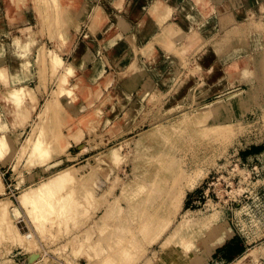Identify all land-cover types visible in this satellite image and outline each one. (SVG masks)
<instances>
[{
    "label": "rangeland",
    "instance_id": "obj_1",
    "mask_svg": "<svg viewBox=\"0 0 264 264\" xmlns=\"http://www.w3.org/2000/svg\"><path fill=\"white\" fill-rule=\"evenodd\" d=\"M43 1L44 0L41 2V4H43L40 8L43 16L42 19L46 20V22L49 20L54 21L53 18L56 16L57 20H60L61 22L60 25L55 24V29L58 27L65 28L66 25L67 30L72 29L71 27H74L76 23L73 21L76 22V16L78 14L74 8H70L72 4L64 9H54L56 14L53 15V11L47 7L50 4L52 5V3L56 4L57 1L52 2L51 0L50 2L49 0H46L47 2L49 1L50 4L44 1L45 4H48L47 7ZM115 1L116 0H96L93 2L94 6L101 7V10L104 13L103 15L107 17V20L103 26H100V22L98 21L95 23L96 26L93 24L92 30H90V32L91 36L96 37V43H98V45H95V42L90 40L88 47H91L95 53L99 52V47L103 48V57L102 59L100 57L99 58L102 61L105 60L107 63L106 70L103 72L106 77L98 81V86H92L90 89L85 88L87 89L88 93L84 99L88 97L87 100L83 99L84 101L70 109L66 106V104L63 106V110L70 112V122H73L77 118L78 113L86 112L99 102L100 97H105L108 95L110 97V102L105 106V108H112L111 111H108L110 114L106 113L107 111H105L99 115L100 121L95 119L94 122L96 123L93 124L95 130L94 135H89L86 129L80 125L77 128L76 135L68 137L67 141L69 144L66 145V147L69 150V154H61L55 157L53 162L64 159L63 163L59 164L58 166L55 165L42 167L44 164H42L41 161L39 163H36L37 161L35 163L33 162L34 164H25L27 163L26 153L21 155V157H15L16 155L14 150L19 147L15 140L13 141V144H16L12 145L11 147H17H14V149L12 148L13 152L10 154L8 153L9 156L8 154H5L9 158L6 156L4 157V161L7 163H5L6 165L4 166V170L6 171L3 172L2 168L0 169V174L6 189L5 197L11 200L13 204L18 203L20 196V190H8V184H14L16 181L13 174L14 169L20 170L21 173H23L24 178L22 183L20 181V184L22 187L21 189L25 190L27 189L28 185L37 186L42 181L47 180L52 172L56 171L62 165L64 166L72 164L75 168H77L76 170L78 173H82L88 169L89 163H93L96 159H98V162L105 163L106 165V169H104L105 171L99 174V177L103 179V182L100 184V187L96 189V192L97 194H100L101 191L106 189L107 193L102 197L100 202L96 201L95 204L86 211L82 210L81 212H75L73 209H71L69 211L70 218H67L68 220L65 219V223L62 221L63 223L61 222L58 224L60 226L57 228L55 227L57 226L55 215H53V213H50V215L49 213L46 214L44 212L45 208H43V212L41 211V213L46 214L44 215L45 219L47 220H49L47 217L48 215L49 218L52 216L54 217L55 222H52L53 218L51 219L52 226L49 225L50 222L45 221L44 219L45 225L41 224L43 228H40L39 222L37 223V221H35L36 216L33 214L31 219H33V216L35 217L33 224L36 226L38 225L39 230H42V237L39 230V232H37L40 236H36L37 232L35 233L34 230H37L38 227L34 229L35 226L34 228L32 227L33 224L30 222L31 219L28 218L30 216H28L27 211L28 209L30 211L32 208L23 207L26 209H18L17 212L14 213L16 216L13 217L12 215L10 222L14 223V225H16L23 234L28 232L32 234V236L35 235L34 237L38 239L33 238L34 242L30 245V247H28L29 245L27 244L28 242L26 239L21 237L16 239V237H14V240H11L13 236L9 235L12 234L10 232L7 233V235L10 236V240H7V237H9L7 235H4L7 237L3 238V228V230L0 231V233H2L0 234V264H16V260L14 261L13 258L14 254H16L14 255L15 258L21 256V254H23L24 258L28 255H31L33 257L32 261L29 263L25 262V264H89L87 260L88 258L86 257V259H84L83 256L86 252L87 255H91L94 259L102 261L105 258L102 256L98 257L97 253L101 250L102 246H111V242L110 244L108 243L109 241H98L97 243L92 242L93 240H98V238H100L102 235H108L111 232L112 225L110 224L108 227L109 224L106 226L104 224L107 219L122 221L124 223H127V220H129L131 225H129L128 228H132L130 233H132V231L135 229V233L141 241L140 244H142V247L139 245L141 247L140 251L144 248L147 250H145L144 254L142 255L143 257L140 256L141 258H139L135 264H140L142 260H144V257L150 256L151 251L160 249L158 242L146 245L145 241L151 240L149 237L152 238L154 236L152 235L154 231H152L153 233H150L151 231L147 230V226L145 227L144 224L147 225L145 221L148 217L147 214L149 212H153L152 207L160 202L164 192H166L173 183L176 175L175 172H177V170L179 171L180 165L179 163L171 164L169 161V156H155L152 158L141 157V159L143 158L142 160L135 158V153L138 151L137 146L139 147L142 144L141 142L144 140H139V138L143 136L144 131L150 130L149 128H151L153 124L159 122L168 124L178 119L183 115V113L191 112L196 107H200L206 103L216 102V104L213 105L215 110L223 109L227 112L229 109L224 98L232 95L233 90L242 91L244 88H246L247 85L245 83L247 80L243 81L241 79L238 80L234 78L225 79V76L220 75L219 68H221L224 63L228 62L234 56V54L240 55L242 51H251L254 53L258 51L264 52V33H262L264 32V0H224L222 3L225 6L224 10H220L217 0H203L205 2L204 9L214 7V10L210 13H215L218 15V19L213 20L212 23L208 22L206 25L202 24L203 28L199 27V24L197 23L194 24V21L199 19L196 13L197 10H195L193 15H191V13L188 14V12H191V0H164L165 6L169 8L159 10V14H157L154 18H147L149 21L155 20L156 18L157 22L155 20V31L158 29L161 30L160 27H163L162 25L166 21L175 22L187 32L193 27L194 29L198 30L197 32H192V34H189L183 41V44L180 38H176L175 36L173 38V45L171 48L164 46L162 42H160L161 40L159 41L157 38L155 39V37L154 40L150 42L148 40L149 36H154L156 33L152 32L154 27L148 26L146 23L148 20L143 18V16H139V9H144V6L148 9L149 3L152 4L154 0H119V2H117V0V3ZM23 2L25 3V7H28L30 2L34 4V0H23ZM167 2L180 5V8L173 13L172 19H168V16L171 17L172 8L167 4ZM68 4L70 3H67L66 5ZM93 5L89 9L88 16L91 14V12H93ZM169 9L170 13H165L167 10L169 11ZM201 11L203 12L204 10ZM164 13L167 15L166 17L163 15ZM249 13L251 14L250 16ZM215 14L214 16H216ZM162 15L165 18L164 20L161 19ZM207 15L208 14H203V18H207ZM140 17L143 18L142 21L139 19ZM194 17L197 18L193 19ZM6 19L7 18L5 17L2 18V21L0 19V33L6 35L3 37L5 41H8V37L19 33L17 29L20 25L27 24L34 27L36 22V19L32 16L29 17V20L27 18L26 22H20L19 19ZM125 19L127 21L134 22L136 28H134L133 32H131L132 29L128 28V24ZM44 20L42 23V28L38 30L39 42L42 43L46 48H53V45L48 40V29L45 26ZM245 20L249 23H242V26L244 27L250 25L251 28H240L241 30L247 29L245 30L244 36L238 38L239 40L232 39L222 45L216 44V40L222 33L225 32L224 30L234 26L233 24L240 26L241 22H246ZM189 21H193V24H189L190 26L187 27L186 22ZM70 23L71 25H74L71 26ZM251 23L257 27H254ZM258 25H262L261 28ZM6 27L7 29L9 28V33L6 31ZM109 27H111L110 35H114V38H109V32L107 34V28ZM150 27H152V30L148 31L147 28L150 29ZM119 28H122L126 31L127 35L125 37L121 35V32L119 31L117 36L115 35ZM253 28L257 29L254 30ZM87 31H89V29ZM259 31L261 32V35L259 34ZM82 38V35H80L75 41L76 50L79 48ZM116 38H120L118 44L116 42ZM137 38L139 39L137 40ZM71 44L72 43L68 44L69 47ZM180 46L182 49L184 48L183 51H181ZM157 50L160 52V54L159 52L157 53ZM26 53L27 52L20 50L18 52H11L9 50L5 54L4 67L7 69V76L10 75L11 78L13 76H18L21 83L31 85L32 87L34 86L33 88L37 91L36 92L34 90L32 95L34 98L41 95L44 89L46 91L45 93H47L45 95V102L51 101V97L54 96L52 94L53 91L55 94V90L53 89L58 88L59 85V83H57L58 80L55 78L56 74L51 72L52 70L49 68L48 63L43 66V64L40 65L37 63V61H35V58L37 57L36 49H33L28 55ZM153 53H157L158 57L157 58L156 55H153V57H156L157 59L156 60L153 58L155 60L154 63L151 61V56ZM138 54L140 55V58ZM73 55L74 54L69 55L68 58L64 59V66H66L68 62L72 60ZM130 60L135 61L134 67H131L132 65L129 66L128 63ZM212 61L215 62V66H213L208 72L210 78L208 86L212 88L215 84L221 82L222 79L227 83L225 82L216 89L213 88L210 90L205 88L208 91L199 89V91L195 90L193 87L197 86V83L201 79V74L199 69H197V65L208 67ZM148 70H150V72H148ZM78 73L84 72L83 70H78ZM258 77H261L258 81L262 87L256 91V93L253 95V98L251 97L254 102H252L250 99L241 107V110L238 113L239 117H235L236 121L240 119L243 123L242 126L233 133V136L231 134L228 136L229 138L221 137V139L220 137H217L216 139L215 136V138H207L189 131L184 133L181 137L173 135L168 139L169 141H167V143L158 142L161 147L169 150L172 149L176 155H181L183 157L182 160L186 162L189 167H194V178H192L193 182L191 181V183H188L183 180L184 182L181 181L180 185L178 183L177 186L179 192H184L185 195L181 202V209L177 214V219H181V216L184 214L185 210L205 218L210 217L211 213L215 211L216 214L213 218L215 219V225H217L219 228L225 229V232H219V238H221V236L226 235L225 237H227L229 235L235 234L246 241L247 250H250L254 245L264 244V90H262L264 86V69L261 67H255V69L250 74V78H253V82H255ZM75 80V78H72V81ZM141 81L143 82L142 86L140 87L141 89L137 90L136 88L138 83ZM39 82L44 86L39 87ZM151 82H154L152 84L154 86L152 87ZM54 99H52V101H54ZM43 102L44 101H42L39 107H37L36 111L32 113L30 124L27 125L23 133L20 134L19 140L21 139V142L27 137L29 131L31 132L30 129L32 122L39 121L38 123H40V125L42 124L43 127V123L40 121L41 119H45L44 122L47 120L49 123L48 124L45 122L49 125V127L46 124L43 128H48L47 130L50 133H47V130L45 132V129L43 131L47 134H50V136H58V133L67 134V125L63 123L64 121L60 122L61 118L59 116L53 117L51 114H49V118L48 115L45 116L46 118H43L44 115L42 118L40 117L39 113H43L41 110H43L42 108L45 104H43ZM82 103L84 104L82 105ZM3 104L4 105H1L2 109L7 113L12 114L9 111V108L13 103L4 102ZM33 106H31V108ZM170 107H173L172 109L175 110H172ZM24 108L26 109L27 107ZM24 108L16 113H13V115L20 117L22 113L25 112ZM169 108L170 110L168 111ZM37 112L39 114V118L36 116ZM7 113L3 112L4 115L1 118L2 112L0 110V119L9 127L10 130L8 132H11L13 130V127L11 126L12 117ZM260 115L262 119L260 118ZM51 117H53L54 120H48L52 119ZM45 126H47V128ZM1 127L4 128L2 125ZM16 127L18 130L22 128L20 125ZM42 127L40 126V129H42ZM57 127L58 129L56 130L55 128ZM54 129L58 132L55 131L54 133ZM1 134H4V130L0 133V135ZM71 140L72 146L70 147ZM119 146H121L119 152L122 155V160L120 159L118 163L115 161L117 163L116 165L115 163H113V165L109 162L102 161L100 157L104 151ZM71 155H75L76 157L70 159ZM15 163H17V166ZM169 167L171 169L173 167V170L171 171ZM135 171L140 174L139 178H136L137 180H135L137 186L140 184V182L143 186H141V184L138 186L140 187V190H142L141 192L137 187L139 193L129 192L132 198L128 201V203H130L133 207V210L131 208V213L133 215L131 218L133 219H129L127 216H118L120 214L122 215V211L120 214H109V216H107V214L100 215V211L103 208H106L108 202L110 204L113 199H118L119 205L123 206L122 208L126 206L127 201L125 202L124 200L126 195L124 190L127 188L124 189L123 187H125L124 184L126 185L125 182L130 179L132 180V177H136L133 175ZM30 173H33L34 176H30ZM28 175L32 178L31 180L29 179L30 177L27 178ZM113 175H118L120 178V183L117 182L115 185L108 184L110 178L112 179ZM27 180L30 181V184ZM145 180L151 183L155 182L159 188V192L161 191V195H158L157 191H154L151 186H144ZM134 185L136 186L135 183L133 184V187ZM142 187L143 189H141ZM46 210L47 212H50L48 209ZM31 211H35L36 214V209ZM123 218H125L126 221ZM77 220L79 221L77 222ZM75 221L76 225H73ZM42 222L43 221H41V223ZM46 222L49 223L48 230V225ZM96 223H98V225ZM159 224L161 225L162 223L159 222ZM143 227L149 232H145ZM30 228L32 229L30 230ZM140 228L144 231L140 230ZM160 228L161 226H159V229ZM44 229L45 231H43ZM86 232L88 234L92 233L89 234L92 238L91 243H85L84 241L82 244H80V246L78 244L79 239L82 241ZM149 233L150 236L147 235ZM185 233L182 234L186 235ZM192 233L194 232L192 231L191 235ZM44 235L46 236L45 239ZM184 235H182L181 238H183ZM194 237L195 239H193ZM118 238L120 240L112 244V250L116 249L119 251L121 245H124V243L126 244L122 238L117 236V239ZM193 238H191V240L189 239L190 242L185 237L183 240H179L181 243L186 241L189 242V244H193L194 246L199 245L201 242L200 233L193 236ZM68 240L69 242H66ZM74 240L76 241V244L72 242ZM105 243L107 245H105ZM178 243L175 242L174 244L178 245ZM189 244L182 246L183 244L180 245L179 243L178 247H181L182 249L183 247L184 249H186L185 247H192L190 246L191 244ZM130 246H128V248H130ZM81 252L82 254L83 252L85 253L82 255ZM134 255L136 254L133 253L130 256V259L132 258L130 262H134ZM205 260H207V258ZM130 262L128 261V264H130ZM254 264H264V258H262V256L257 257V259L254 260Z\"/></svg>",
    "mask_w": 264,
    "mask_h": 264
},
{
    "label": "bare ground",
    "instance_id": "obj_2",
    "mask_svg": "<svg viewBox=\"0 0 264 264\" xmlns=\"http://www.w3.org/2000/svg\"><path fill=\"white\" fill-rule=\"evenodd\" d=\"M44 1L47 2L46 0H44ZM49 1L51 2V0H49ZM49 1L47 3H49ZM31 2L29 3L28 7H25V3L23 2V0H0V19H1V21H2V18H4V17L7 18L6 20H8V19L9 20L19 19L20 22H23V21L26 22V20L29 16H32L33 18L36 19L34 27L32 25H27V24L20 25V27H18L19 33L9 37V48L11 51H15V52H18L19 50L27 52L26 53L27 55L30 54V52L33 49H36L37 50V57L35 58V61H37V63L40 65L43 64V66L46 65L47 63L49 64V68L52 70L51 72L56 74L55 78L58 80L57 83H59V85H58V88L55 89V94H54V91H53V93L51 92L54 95L53 97L55 99L53 97H51L52 99H54V101H52V99H51V101H46V102L44 101L45 104H44V107L42 108L43 110H41V111H43V113L40 112L39 114H40L41 118L43 115H44L43 118L47 115L49 118V114H51V116H53V117L59 116L61 118L60 122L64 121L63 123L67 125V129H68L67 131L68 132H67V134L66 133H61V134L58 133L57 134L58 136L51 135L53 137L52 138L50 136V134H47L49 132L47 130L48 129L47 126H45L47 129L43 128L44 125H46L48 123L47 120L45 121L47 123L44 122L45 119H41V120L39 119L41 121V123H43V127H42V124L40 125V123H38L39 121L38 122L34 121L35 123H32L31 132L29 131V134L27 135V137L22 142H21V139L19 140L20 134L22 132L21 130H20L21 132H19V133L13 132L11 134L4 131V134L0 135V165H3V166L6 163L4 161V157L8 153L10 154L11 152H13L14 147H17V146H13V147H11V146L15 145L16 143L18 144L19 147L16 150H14V153L16 155L15 157H17V158L19 156L21 157V155L26 153V157H27L26 162L27 163H25V164L33 163V162L35 163L36 161H37L36 163H39L41 161V163L44 164V166H42V167L55 166V165L58 166L59 164L63 163L64 159L57 160V161L53 162L55 160V157L57 155H61V154L62 155L63 154L68 155L69 154V150L66 147V145L69 144V142L67 141L68 137L69 136H75L77 133V128L80 125H82L86 129V131L89 135H94L95 130H94L93 124L96 123V122H94L95 119H97V121H100L99 115L101 113H104L105 111H107L106 113H109L108 111L112 110V108H107V107L105 108V106L110 102L109 101L110 97L108 95L105 97H100L99 102L97 104H95L93 107H91L89 110H87L86 112L78 113L77 118L73 122H70V119H71L70 118L71 116L69 115L70 112L63 110V106L65 104L70 109L73 106H77L82 101L87 100L88 97L86 99H84L86 94L88 93L87 89H90L92 86L93 87L98 86V84H97L98 81L100 79L102 80L106 77L105 74H103V75L101 74L100 61L94 60L92 66L86 67L83 69H78L76 66V64H77L76 58H74L73 62H70L66 66H64V61L57 52V49H60V48L61 49L63 48L65 50L69 49L68 44L73 42V38H74L75 34L80 30V25H81L82 21L84 20V17L87 16L89 13L90 8H89L88 1L87 0H54L53 1L52 0V2H56V4L52 3V5L50 3H49L50 5H48L47 3L45 4V2H44L45 6L47 7V5H48L47 8L48 9L50 8L53 11V13H54V14L52 13L53 15L56 14L54 9H57V8L64 9V8H67V6L72 4L70 6V8L71 9L74 8V10L77 11L78 15L76 14L77 15L76 16L77 17L76 22L73 21L76 24L75 25L72 24V25H74V27H71L72 29H68V30H67V25L65 26V28H60V27H58L59 29L54 28L55 24L60 25V22H61L60 20H57L56 16L53 18L54 21L49 20L46 22V20L42 19L43 16H42V12L40 9L42 7V4H43V3L41 4L42 0H40V1L34 0V4H32ZM38 2L41 4V6ZM117 2H119V0ZM67 3H70V4L66 5ZM204 4H205V2L203 0H191V3H190L191 12H188V14L191 13V15H193L195 13V10H197L196 13H197V17H199V19H197V21H194V24L195 23L199 24V27H201V28H203L202 24L206 25L208 22L212 23L213 20L218 19L217 16H214V14L210 13L211 11L214 10V7L208 6L209 7L208 9L207 8L204 9ZM236 5H237V3H236ZM118 6H119V4H118ZM148 6H149L148 9L145 6H144V9L143 8L141 10L139 9V16H143V18H146V19L147 18L151 19V17L154 18L157 14H159V12H160L159 10H163L164 8H167V9L169 8V7L165 6L164 0H154V2L152 4L149 3ZM43 7H44V5H43ZM201 10H204V11L202 12ZM167 12L169 14L170 9H169V11L167 10L165 13H167ZM165 13L163 15L166 17L167 15ZM250 13H249V16L251 15ZM103 14L104 13L101 10L100 6H98V7L95 6L93 8V12H91V14L89 15V17H90L89 29L90 30H92L93 24L95 25V23L97 21L100 22L99 23L100 26L105 25L107 17H105ZM203 14L204 15L208 14L207 15L208 17L203 18ZM163 15H162L161 19L164 20L165 18ZM169 17L170 16H168V19H170ZM197 17H194L193 19H196ZM143 18L140 17L139 19H141V21H142ZM59 19H60V16H59ZM43 20H44L46 28L48 29V37H49L48 40L50 41V43L53 44V48H46L42 43L39 42L38 30L40 28H42ZM155 20H156V18H155ZM155 20H151V21L148 20V21H146V23L148 24V26L154 27L152 32L153 33L156 32L154 35L155 39L157 38L159 41L161 40L160 42H162V44L164 46H166L167 48L172 47L173 38L175 36H176V38H180V40L183 44V41L187 38V36L189 34H192V32L198 31L197 29H194V27H193L190 31L187 32L181 26H179L175 22H171V21L170 22L169 21L164 22V24L162 25L163 27H160L161 30L159 29V30L155 31L156 30V26H155L156 24L154 25ZM163 20H161V21H163ZM156 22H157V20H156ZM191 23H193V21H191ZM242 23L245 24V23H249V22L248 21L241 22V24L239 23L240 26L233 24L234 26L224 30L225 32L222 33L220 35V37L216 40V44L222 45L225 42H228L232 39L239 40L238 38H241L242 36H244L245 30H247V29H243L244 30L243 31L240 28L242 27V28H248L249 29V28H251V26L249 25V26L243 27ZM252 23H253V21H252ZM257 24H259V23H257ZM260 24H261V22H260ZM70 25H71V23H70ZM252 25L254 26V24H252ZM261 26H259V27L261 28ZM152 27H150V29L147 28L148 31L152 30ZM254 27H257V26L255 25ZM263 27H264V25H263ZM110 29H111V27L107 28V34L109 32V35H110ZM255 29H257V28H255ZM262 33H264V32H262ZM259 34L261 35V32ZM89 36H90L89 33H86L85 35H83V43H86V42L90 43ZM114 37H115L114 35L113 36L110 35L109 38H114ZM65 42H66V44H65ZM185 44H187V43H185ZM5 46H6L5 41L1 37V33H0V85L1 84L4 85V88H0V104L4 105L3 104L4 102H12L13 104L9 108V111L12 114L20 111L24 107H31L34 105L32 107L34 109L37 106L41 95H39L38 97L36 96V98H34V96H32L34 93V90H35L33 88L34 86L32 87L31 85H28V84H19L20 78L18 76H13L12 80H10V77L7 76V73H6L7 69H6V67H4L5 66V59L4 58H5V54H6ZM181 46H180V49H181V51H183L184 48L182 49ZM158 52L159 51L157 50V53ZM157 53L152 54V56H151L152 63L155 62L154 59H156ZM159 54H160V52H159ZM153 55H156V57H153ZM134 63H135L134 60H130L128 64H129V66L132 65L131 67H134ZM197 66H198L197 69H199L200 74H201V77H200L201 79L197 83V86L193 87L195 90L199 89V90L208 91V90H206L207 88L210 90L213 88L216 89V88H218V86H221L222 84H224L226 82L222 79L221 82L215 84L212 88H210V86H208L209 80H210L208 72L213 66H215V62L214 61L210 62L208 67H203L200 65H197ZM255 67H261L262 69H264V52L258 51L256 53H254L251 51L250 52L242 51L240 55L234 54V56L228 62L224 63V65H222L221 68H219L220 69V75L225 76V79L226 78H234V79H238V80L241 79L243 81L247 80L245 83L247 85L246 88H244L242 91L233 90L232 95L224 98V100L226 101V104L228 106V109H229V110H227V112L223 109L222 110H220V109L215 110L213 105H215L216 102L215 103L214 102L213 103H206L204 105H201L200 107H196L191 112L183 113V115L180 116L178 119H176V120H174L168 124L167 123L166 124L160 123V122L153 124L151 126V128H149L150 130L144 131L143 136H141L139 138V140H141V139H144V140L141 142L142 143L141 145L139 144L140 145L139 147L137 146L138 151L135 153V158L142 160L145 157L152 158L155 156H160V157L169 156L170 157L169 161L171 164H178L179 163V165H180L179 171L177 170V172H175L176 175H175L173 183L167 189L166 192L163 191L164 194L162 195L160 202H158L157 205H154V206L152 205L153 207L151 206L153 208L152 209L153 212H149L148 213L149 215L147 214L148 217L145 214V216L147 217V220H145L147 225L144 224V226L145 227L147 226V230L151 231L150 233H153L152 231H154V233H155V234L154 233L152 234V235H154L153 237L151 235L152 238L149 237V239H151L150 241H145L146 245L147 244L150 245V244H154V243L158 242L160 249L151 251V255L148 257H144V260H142V262L140 264H204L205 259L208 256V253L213 250L215 245L220 244L223 241V239L225 238L226 235L221 236V238H219V232L223 233V232H225V229L219 228V227H217V225H215L216 224L215 219H213L214 215L216 214L215 211H213L211 213L210 217L205 218V217L197 216L196 214L185 210L184 214L181 216V219H177V214L181 209V202L183 200V197L185 196L184 192L183 193L179 192V189H177V186H178V183L180 185L181 181H183V180L185 182L191 183V181L193 180L192 178H194V176H193V174H194L193 168L194 167L193 166L189 167L187 165V163L182 160L183 157L181 155H179V156L176 155L174 153V151H172V149L169 150V149H165V148L161 147V145H159L158 142L167 143V141H169L168 139L170 137H172L173 135H177V136L181 137L184 133L189 132V131H191L194 134H198L200 136H204L207 138H211L214 136L216 137V139H217V137L226 138L231 134L233 136V133L238 128H240L242 126V123H243V122H241L240 119L237 121L235 120L237 117H239L238 113L240 112L241 107L244 104H246L251 99V97L253 98V95L256 93V91L259 88L261 89V87H262V85L260 86V84H259L260 82L258 81V80H260L261 77H258L255 82L252 81L253 78H250V74L255 69ZM78 70H83L84 73H78ZM40 73H41V71H40ZM38 75H39V73H38ZM72 78H75L76 80L72 81ZM11 82H12V84H11ZM38 84L37 85L39 87L44 86L40 82ZM85 88H87V89H85ZM193 88H191V89H193ZM210 90H209V92H210ZM262 90H264V86H263ZM20 91H21V93H20ZM38 91H39V89H38ZM190 91H193V90H190ZM19 93H20V95H19ZM64 100H65V102H64ZM252 102H254V100H252ZM170 108L168 109V111L170 110ZM172 110H175V109H172ZM39 114H37V115H39ZM263 115H264V113H263ZM53 117H51L52 119H48V120H51V121L54 120ZM38 118H39V116H38ZM260 118H261V115H260ZM56 120H58V119H56ZM67 122H69V123H67ZM40 126L42 127V129H40ZM48 127H49V125H48ZM44 129H45V132L47 130V133H45L43 131ZM55 129L57 130L58 127ZM55 129L53 131L54 133L56 131ZM50 130H52V129H50ZM56 132H58V131H56ZM54 137H56V138H54ZM230 138H231V136H230ZM15 140H16V143L13 144L14 143L13 141H15ZM19 143H20V145H19ZM120 147L121 146L114 147V148H111L107 151H104L101 154L100 158L104 162H109L111 164L115 163V165H116L120 161V159L122 158V155L119 152ZM9 154H8V156H9ZM8 156H6V157H8ZM75 157H76L75 155H71L70 159H73ZM141 157H143V158L141 159ZM25 160H26V158H25ZM97 160L98 159L94 160L93 163H89L88 169L82 173H78L76 170L77 168H75L74 165H72V164L64 165V166L62 165L56 171L52 172V174L49 176V178L47 180L42 181L37 186L28 185L27 189H25V190L21 189L22 187L20 184V181L22 183V180L24 178L23 173H21L20 170L14 169L13 174H14L16 181L13 184V187L17 190H20L19 201L17 204H15V203L13 204L11 200H9L5 197V195H6L5 184H4L2 177H1V174H0V231H2L4 228V230L2 232L3 234L0 233V234H2V237L4 238V237L11 235V236H13L11 238V240L12 239L14 240V237H16V239L21 237V238L27 240V242H28L27 244L29 245L28 247H30V245L34 242L33 238H35L34 237L35 235L32 236V234H30L28 232H26L28 234H26V233L23 234L20 231V229L16 225H14V223L10 222L12 215H13V217L16 216L14 213H16L17 210L20 208H23V207L32 208V209H30V211L28 209L27 212H28V216H30V217H28V216L27 217L31 219V216L34 214V216H36L35 221H37V223L39 222L40 228H43L41 224H44L45 215L47 213H49V215H50V213L51 214L53 213V215H55V220L58 222V223L56 222L57 226H55L57 228L60 226L58 224H60L62 221L64 222L65 219L70 218V216H69L70 212L69 211L71 209H73L75 212H81L82 210L86 211L88 208H91L95 204L96 201L100 202L102 197L107 193V191L105 189V190L101 191L100 194H97L96 189H98L100 187V184L103 182V179L99 177V174L105 171L104 169H106V165H105V163L98 162ZM115 161H117V163ZM17 163H15V165ZM170 163H169V165H170ZM15 168H17V167H15ZM177 168H178V166H177ZM135 170H137V169H135ZM172 170H173V167H172L171 171ZM133 171H134V169H133ZM133 171H132V173H133ZM105 175H106V172H105ZM133 175H134V177L135 176L136 177L135 178L132 177V180L130 179L127 182H125L126 185L123 183L125 186L123 188L124 189L127 188L126 190H124V193H126L125 198H124L125 202L127 201L126 206L124 208H122L123 206L119 205L118 199H113V201L110 204L108 202V205H106V208H103L100 211V215L107 214V216H109V214H111V215L117 214V213L120 214L122 211V215L120 214L118 216H120V217L127 216L129 219H133V218H131L133 216L131 213V208L133 210V207L130 203H128V201L132 198V196L129 194V192L139 193L138 188L140 190V187H138V186L141 184V182H140V184H138V186H137V183L135 182V180H137L136 178H139L140 174L137 173V171H135V173ZM30 176H34L33 173H30ZM30 176L28 175L27 178ZM104 177H106V176H104ZM29 179L31 180L32 178L30 177ZM27 181H29V180H27ZM117 182L120 183V178L118 177V175H115V176L113 175L112 179L110 178L108 184H111V185L114 184L115 185ZM134 183L136 184V186L134 185V187H133ZM29 184H30V181H29ZM146 185H147V187L151 186V188L154 191H157L158 195L160 194L161 191L159 192V188L157 187L155 182L151 183V182L145 180L144 186H146ZM141 186H143V185L141 184ZM111 187H113V186H111ZM109 189H110V187H109ZM141 189H143V187ZM141 191L142 190H140V192ZM149 202L152 203L151 201H149ZM43 208H45V210H44V212L46 213V214L44 213L45 215L41 213ZM23 209H26V208H23ZM35 209H36V214H35V211H31V210H35ZM46 209H48V211H50V212H47ZM32 212H34V213H32ZM17 215H19V214H17ZM49 215L47 217L50 221L47 219H45V221L50 222V224L48 222H46V223H47V225L49 224L52 226L51 223L55 222L54 217L50 216L51 218H49ZM34 216L32 217L33 219H31L32 221L30 220L31 224H33V220L35 218ZM146 217H145V219H146ZM52 218H53V221L51 222ZM15 219H16V217H15ZM123 219H125V218H123ZM41 221H43V222L41 223ZM78 221L79 220H77V222ZM125 221H126V219H125ZM98 222H100V221H98ZM159 222L162 224L160 225ZM74 223H73V225H76V221ZM96 224L98 225V223H96ZM104 224H105V226L109 224L108 227L110 226V224L112 225L111 232L108 235L107 234L102 235L100 238H98V240H95V241L93 240L92 243H97L98 241H103V242L109 241L108 243L110 244V242H111V244H110L111 246L107 245L106 244L107 242H106L105 245H107V247L102 246L101 250L97 253L98 257L102 256L105 259L102 261H98L97 259H94L91 255H87L86 251H85L86 253L83 252V254L85 253V255H83L81 252V254L84 256V259H86V257H87L89 264H100V263H104V264H128V261L130 262V260L132 259V258L130 259V256L134 253L137 255V257H136V255H134L133 256V257H135V258H133L134 262H130V264H135L137 262V260L139 258H141L140 256H142L144 254L146 248H144L143 250L140 251V249L142 247V244H140L141 241L139 240L137 234L135 233L136 232L135 229H134V231H132V233H130L132 228L131 229L128 228V226L131 225L129 223V220H127V223H124L122 221L107 219ZM49 225L47 226V230H48ZM34 226H35V228H34ZM159 226H161L160 229H159ZM32 227L34 229H36L38 227V225L36 226L35 224H33ZM39 227L37 228V230H34L35 233L39 230ZM141 228H142V226H141ZM141 228H140V230H142ZM31 229L32 228H30V230ZM45 229H46V227H45ZM45 229L43 231H45ZM138 229H137V231H138ZM8 230H11V231H8ZM102 230H103V228H102ZM144 230H145V228H144ZM144 230H142V231H144ZM147 230H145V232L148 233L149 231H147ZM39 231H40V235L42 237L43 232L41 233V231H42L41 229ZM89 231H90V229H89ZM192 231L194 233H192V235H191ZM8 232H10L12 234L7 235ZM38 232H37L36 236L39 235ZM150 233L147 235L150 236ZM182 233H185L186 235H184ZM199 233L201 236L200 244L194 246L193 244L190 243L191 244L190 245L189 242H190L191 238H193V236H195ZM89 234H92V233H89ZM89 234L86 232L85 235L83 236L84 239L82 241H81V239H79L78 244L80 245L84 241H85V243L86 242L91 243L92 238L90 237L91 235H89ZM181 234L184 235V237L189 241V242L184 241V243L186 242L185 245L189 244L192 247H189V246H188L189 248L185 247L186 249H184V247H183V249L181 247L180 248L178 247L179 243H180V245L183 244L182 246H185L184 243L183 242L181 243V241H180L181 239L183 240V238H184V237L181 238L182 237ZM216 234H218V235H216ZM4 235H7V236H4ZM117 236L122 238L126 242V244L124 243V245H121L119 251L116 249L115 250L111 249L112 244H114V243L118 242V240H120L119 238L117 239ZM45 238H46V236L44 237V239ZM8 239L10 240V236L7 237V240ZM23 239H22V241H23ZM35 239H38V238H35ZM149 239H146V240H149ZM177 239H178L179 243L177 242ZM193 239H195V237ZM22 241H21V243H22ZM66 242H69V240ZM72 242L75 243L76 241L74 240ZM175 242L178 243V245L174 244ZM128 246H130V248H128ZM166 249H167V252H166ZM159 254H160V256H159ZM259 256L260 257L262 256V258H264L263 257L264 256V244L254 245L250 250H247L246 252H244L243 254H241L239 257H237L235 260L229 262L228 264H254V260H256L257 257H259Z\"/></svg>",
    "mask_w": 264,
    "mask_h": 264
},
{
    "label": "crops",
    "instance_id": "obj_3",
    "mask_svg": "<svg viewBox=\"0 0 264 264\" xmlns=\"http://www.w3.org/2000/svg\"><path fill=\"white\" fill-rule=\"evenodd\" d=\"M87 1L89 2V8H91V6L93 5V2H95L96 0H87ZM223 1L224 0H217L218 7L220 6L219 7L220 10L225 9L224 4H222ZM167 4L172 8V13H171V17H170V19H172L173 13L180 8V5H175V4H171V3H168V2H167ZM94 7L95 6L93 5L92 8H94ZM216 16L218 17V15H216ZM29 17H28V20H29ZM89 22H90V17L87 15V16L84 17V20L82 21V23L80 25L79 33H76L75 34V36L73 38V42H72L71 46L69 47V49L65 50L63 48L62 49L60 48V49H57V52L60 55V57L63 59V61H64L65 58H68L69 55L74 54L72 60L69 61L68 63L73 62L74 61V58H76L77 59L76 66H77L78 69H83V68H86L87 66L90 67V66H92L94 60H98V61H100L101 71H102L101 74L103 75L104 74L103 72L106 70L107 63H106L105 60H103V61L100 60V58L102 59L103 53H104V50H103L102 47H99V52L98 53H95L94 50L91 47H88V45L90 43H88V42L83 43V38H82V41L80 42L79 48L77 50L75 49V41L78 39V37L80 35H82V37H83V35H85L86 33H89V35H90L89 36V39L92 42H95V45H98V43H96V37L95 36H91V32H90V29H89ZM113 24H115V23H113ZM127 24H128V28L132 29V31L134 30V28H136L134 22H132V21H127ZM155 24H156V22L154 21V25ZM189 24L192 25L193 23H191L190 21L189 22H186V26L187 27L190 26ZM88 29H89V31L87 32ZM6 31H7V33H9L10 32L9 31V28L7 29V27H6ZM118 31L121 32V35H123L124 37L127 35V33H126L125 30H123L122 28H119L116 31V34H115L116 36L118 34ZM3 36H6V35L5 34H1V37L2 38H3ZM119 39L120 38H116L117 44L119 42ZM138 39L139 38H137V40ZM3 40L5 41L4 38H3ZM148 40L151 42L152 40H154V36L153 35H150ZM5 44H6V46H5V52L7 53L10 50V48H9V37H8V41H5ZM7 49H9V50H7ZM139 58H140V55H139ZM148 72H150V70H148ZM9 77H10V75H9ZM10 80H12L11 77H10ZM153 83L154 82H151V87L154 86V85H152ZM11 84H12V82H11ZM19 84H24V83H21L20 82ZM142 84H143L142 81L140 83H138V86H137L136 89L137 90H140L141 89L140 87L142 86ZM0 88H4V85L1 84L0 85ZM53 90H55V89H53ZM45 92L46 91L43 89L42 94H41L40 99H39V102H38L39 105L41 104L42 101H45L46 100L45 95L47 93H45ZM38 104H37V106L34 109H32L31 107H27L26 108L27 111L25 110V112L22 113V115L20 117H18V116L16 117L13 114L7 113L5 110L2 109L1 104H0V110L2 112L1 118L4 115L3 112L9 114L12 117V123H11V125L13 127V130L11 132H8L10 130L9 127L6 125V123L2 122V120L0 119V132H2L4 130V131H6V132H8V133L11 134L13 132L19 133V132L22 131L21 132V134H22L23 131H24V129H25V127L30 124L31 119H32V113L36 111L37 107H39ZM43 104H44V102H43ZM83 104L84 103H82V105ZM37 114H38V112L36 113V116H38ZM35 122H32V123H35ZM32 123H31V128H32ZM1 125L4 126V128H2ZM18 125L22 126V128L19 129V130L16 127ZM71 146H72V140H71L70 147ZM4 166L3 165H0V169L2 168V171L3 172L6 171V170H4ZM8 186H9L8 187V190L9 191H13L15 189L13 187V184L12 183L8 184ZM246 250H247L246 241L244 239H242L241 237L236 236L235 234H232V235H229V236L225 237L220 244H217V245L214 246L213 250L211 252H209L208 257H207V260H205V263L204 264H228L229 262L233 261L235 258H237L239 255H241Z\"/></svg>",
    "mask_w": 264,
    "mask_h": 264
},
{
    "label": "built area",
    "instance_id": "obj_4",
    "mask_svg": "<svg viewBox=\"0 0 264 264\" xmlns=\"http://www.w3.org/2000/svg\"><path fill=\"white\" fill-rule=\"evenodd\" d=\"M20 253V252H19ZM16 255V254H14ZM13 255L14 261L16 262V264H25V262H27V259L25 260V258L23 257V254H21V256H19L18 258H15V256Z\"/></svg>",
    "mask_w": 264,
    "mask_h": 264
},
{
    "label": "water",
    "instance_id": "obj_5",
    "mask_svg": "<svg viewBox=\"0 0 264 264\" xmlns=\"http://www.w3.org/2000/svg\"><path fill=\"white\" fill-rule=\"evenodd\" d=\"M34 256H36V255H34ZM37 257V256H36ZM32 256L31 255H28L27 257H26V259H27V262L29 263L30 261H32Z\"/></svg>",
    "mask_w": 264,
    "mask_h": 264
}]
</instances>
